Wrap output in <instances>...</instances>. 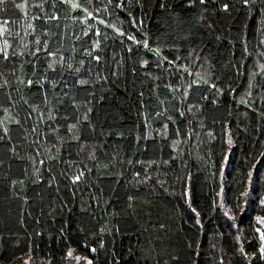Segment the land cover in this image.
<instances>
[{
  "label": "trees",
  "instance_id": "obj_1",
  "mask_svg": "<svg viewBox=\"0 0 264 264\" xmlns=\"http://www.w3.org/2000/svg\"><path fill=\"white\" fill-rule=\"evenodd\" d=\"M14 2L0 5V23L8 20L10 26L15 20L19 30L29 21L38 23L33 16L52 12L55 0H28L27 18ZM205 2L207 7L199 0H102L88 8L96 16L89 18L90 37L97 28L116 25L125 32L116 44L125 43L104 49L102 59L110 63L100 75L107 79L94 86L89 121L83 116L91 104L81 107L75 120L41 126L37 133L29 120L18 138L6 146L0 142V264H71L69 249L93 264H264L255 232L257 227L264 231L256 222L264 216V89L252 79L254 71H264L259 42L264 14L260 0L243 7L240 0ZM225 3L229 11L222 9ZM116 5L123 6V14ZM84 16L70 9L61 16L60 31L69 47L79 48L75 36L89 28ZM50 28L56 31L55 25ZM47 30L40 22L34 36L24 40ZM107 32L114 34L111 27ZM129 34L141 41L139 46L127 40ZM144 35L151 38L147 53ZM84 39L86 48L94 42ZM155 47L160 57L151 51ZM68 55L79 67L85 53ZM165 56L174 64L164 61L158 67L156 61ZM36 92L21 96L29 99ZM57 94L49 86L48 99ZM54 114L58 120L66 115L64 109ZM48 115L43 112L45 120ZM76 120L82 123L69 131ZM56 149L62 159L49 160L58 155ZM227 155L230 190L221 207V165ZM249 172L260 186L252 185L256 190L245 210L240 194L249 185ZM224 209L230 210L227 216ZM151 227L170 233L149 236Z\"/></svg>",
  "mask_w": 264,
  "mask_h": 264
},
{
  "label": "snow or ice",
  "instance_id": "obj_2",
  "mask_svg": "<svg viewBox=\"0 0 264 264\" xmlns=\"http://www.w3.org/2000/svg\"><path fill=\"white\" fill-rule=\"evenodd\" d=\"M14 2V0H13ZM94 2H102V0H89L88 4H84L83 0H55L51 5L52 12L46 13L45 16H33V22H27V26H21L19 30L16 27V21L13 20L9 26V21L4 20L0 23V113L3 114V119L0 120V142L6 143L12 139H16L19 136V131L24 129L28 130V121L32 120L31 132L37 133L41 126L50 128L53 123H65L69 117L76 119V116L81 107L91 104L92 107L87 108V112L83 116V121H89V114L95 111V92L94 86L98 85L101 79H107L103 77L100 73L107 70V66L110 63L104 57V49L107 47H117L122 46L125 41L121 39L119 45L116 44L117 36L124 37L125 32L121 30L120 27L116 25H105L104 29H96L95 37L89 36V31L91 29L90 19H96L93 11H88V8L93 5ZM241 6H248L250 0H240ZM183 4V0H181ZM191 3V0H190ZM5 4V0H0V5ZM199 4L203 7H207L205 0H199ZM261 14H264V0H260ZM46 4L42 3L39 7L43 8ZM143 6V5H141ZM161 8L164 6L159 5ZM14 7L16 9L25 10V18L28 16V0H23V2L15 3ZM106 7L109 11H112L110 5ZM69 9L75 16L78 14V10H82L85 13L84 23L89 25L88 29H81L83 36L76 35L75 40L79 42V48L69 47L67 42L66 34H62L60 31V19L61 16L67 17L69 14ZM224 11L230 10V5L225 3L222 5ZM115 10L123 14V6L116 5ZM185 11H190L191 8L183 9ZM94 11L99 15H103L102 9L94 8ZM42 22L43 25L48 28L47 31L43 32L41 36L35 37V39L24 40V37H32L39 27V23ZM76 23H81L80 20H76ZM264 23V20L261 21ZM99 24H105L104 19L99 20ZM135 24V22H134ZM55 25L56 31H52L50 26ZM111 27L114 34H109L107 28ZM140 31H143L141 27ZM264 33V29L260 30ZM88 37L93 39V44L89 45L87 48V40L84 39ZM127 40L131 41L133 44L139 46L141 41L137 40L134 35L129 34ZM264 44V40L259 41ZM151 38L148 35L143 37V48L145 53L150 48ZM18 49V50H17ZM34 49V50H33ZM83 51L85 53L84 58L80 61L79 67H74L72 63V56L68 53H77ZM151 51L156 57L161 56V50L158 47L151 48ZM247 51V48L245 49ZM129 53L133 52L130 47L128 49ZM57 55H59V60H57ZM43 58V59H42ZM179 59V57H177ZM167 61V57H163V60L156 61L159 67L161 63ZM169 65L174 64V61H167ZM119 64V61H116ZM143 63L147 65L149 62L144 60ZM103 65V67H102ZM261 69H264V64L260 65ZM133 71H136L133 68ZM187 71V69H185ZM116 75V73H111ZM244 75L245 73H239ZM264 71L253 72L252 79L259 81V87L264 89ZM26 81V83H25ZM207 83V81H205ZM37 86H39L37 88ZM49 86L52 90H55L59 94L54 96L53 100L48 99V89ZM249 83V88L254 87ZM215 87V85H212ZM33 89H37V92L33 94L29 99H23L21 96L22 92H32ZM43 89V92L39 90ZM143 95V93H141ZM188 92L184 90V96H187ZM32 100H42L41 104H33ZM79 101V103H77ZM52 104V108L49 109L47 106ZM163 103V101H161ZM60 109H64L66 115L60 117L59 120L54 112H58ZM48 111L49 115L45 120L43 112ZM161 115V114H158ZM183 115V113H181ZM34 116V119H33ZM171 119V117H169ZM82 123L80 120H76L75 124L69 125V131L72 128L79 126ZM15 126V127H13ZM167 129V125H165ZM53 132L58 131V129L53 128ZM43 135H48L47 132L41 133ZM211 135V134H210ZM81 137H74L75 140H79ZM62 142V141H61ZM229 145H231V139L228 140ZM58 155L55 157H49V160H55L59 157L60 149H56ZM94 158V157H93ZM23 159V158H21ZM230 161V155L224 157V164L221 165V191L219 193L223 207V201L227 199L228 192L230 190V184L228 181V172ZM43 164L44 161H41ZM129 163H132L129 161ZM26 174V173H25ZM83 173L73 177V183L80 179ZM56 177H53L49 183H53ZM261 181H264V177H261ZM15 183V181L13 182ZM23 183V181H21ZM248 183L249 188L240 195L246 199L245 210L247 208V198L255 193V188L252 187L254 183L260 186L259 182L254 180V173H248ZM240 197H237L239 200ZM260 205L264 207V197L260 198ZM195 212V209H192ZM227 216V213H224ZM256 222L261 226H264V216H259L256 218ZM201 223L200 219L196 220V224ZM256 233H259V238L261 241L259 253L261 258H264V231H261L260 227L255 229ZM95 252V249H92ZM243 252V249H241ZM68 259H76L79 261L81 258L74 257L73 251L69 249L67 252ZM24 264H31L30 261H25ZM86 264H93L92 260H87ZM178 264V261H177Z\"/></svg>",
  "mask_w": 264,
  "mask_h": 264
},
{
  "label": "rangeland",
  "instance_id": "obj_3",
  "mask_svg": "<svg viewBox=\"0 0 264 264\" xmlns=\"http://www.w3.org/2000/svg\"><path fill=\"white\" fill-rule=\"evenodd\" d=\"M249 188V185L245 188V190L246 189H248ZM243 200H245V198L243 199ZM246 202V201H245ZM251 203L249 202V201H247V205H250ZM228 208V207H227ZM226 208V209H227ZM229 209V208H228ZM230 210H225L224 209V212H226V213H228ZM234 216L236 215V213H232ZM154 226H161V225H159V224H153V227ZM153 227H151L150 228V230H148V235L149 236H152V235H155V234H157V235H159V236H168L169 235V233L170 232H167V231H165V229H159L158 227H157V229H153ZM173 230V229H172ZM73 255H74V257H76V256H78V257H80L81 259L79 260V261H77L76 259H71L70 260V262L69 263H71V264H86V261L87 260H90V259H88L87 257H84V256H81L80 254H78V253H73ZM24 259V261L25 260H27V258H23Z\"/></svg>",
  "mask_w": 264,
  "mask_h": 264
}]
</instances>
